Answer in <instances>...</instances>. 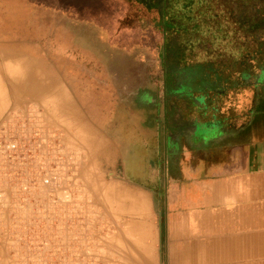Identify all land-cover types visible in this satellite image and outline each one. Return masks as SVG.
<instances>
[{
	"label": "rangeland",
	"instance_id": "obj_1",
	"mask_svg": "<svg viewBox=\"0 0 264 264\" xmlns=\"http://www.w3.org/2000/svg\"><path fill=\"white\" fill-rule=\"evenodd\" d=\"M143 1L0 0V130L12 133V110L17 102L26 103L28 82L38 75L49 78L65 60L68 70L77 60L108 78L120 67L128 82L135 77L159 91L170 84L161 79L173 78L180 99L204 110L213 100L209 96L264 86L257 69L264 67V58L243 53L256 47L250 42L242 49L238 28L224 7L211 2L196 8L190 3L197 0H175L171 9L179 10L189 26L153 28L154 9ZM135 56L141 60L136 68ZM50 133L63 154L56 171L60 189L16 204L9 173L0 170L2 264H165L175 214L168 203L171 189L142 191L114 178L105 146L98 152L97 173L89 149L80 157L76 136L68 137L65 151L59 133Z\"/></svg>",
	"mask_w": 264,
	"mask_h": 264
},
{
	"label": "crops",
	"instance_id": "obj_2",
	"mask_svg": "<svg viewBox=\"0 0 264 264\" xmlns=\"http://www.w3.org/2000/svg\"><path fill=\"white\" fill-rule=\"evenodd\" d=\"M72 62L28 82L12 114L57 131L65 151L76 136L97 173L105 146L114 178L142 191L170 188L165 264H264V86L209 96L204 110L180 99L173 78L159 91L128 82L120 67L108 78Z\"/></svg>",
	"mask_w": 264,
	"mask_h": 264
},
{
	"label": "built area",
	"instance_id": "obj_3",
	"mask_svg": "<svg viewBox=\"0 0 264 264\" xmlns=\"http://www.w3.org/2000/svg\"><path fill=\"white\" fill-rule=\"evenodd\" d=\"M29 122L15 118L10 135L0 130V170L9 173L16 204H29L36 193L61 187L56 171L63 154L52 143L56 136Z\"/></svg>",
	"mask_w": 264,
	"mask_h": 264
},
{
	"label": "trees",
	"instance_id": "obj_4",
	"mask_svg": "<svg viewBox=\"0 0 264 264\" xmlns=\"http://www.w3.org/2000/svg\"><path fill=\"white\" fill-rule=\"evenodd\" d=\"M175 0H144L142 2L145 8L154 9L156 18L152 19L153 28L159 25L167 24V27L172 26L171 23L186 24L189 26V22L185 23L186 18L179 15V10L171 9V4ZM199 0L195 3H190L192 7L199 8L201 4L207 5L209 3L218 4L225 8L227 13V19L234 23L238 28L240 34V42L242 49H246V43H253L256 48L252 52L246 49L244 54H253L256 57L264 58V0ZM190 4H188L190 6ZM198 4V6H195ZM196 9H191V13H195ZM179 12V13H178ZM172 17V18H171ZM199 21V18H195ZM199 23V22H197ZM195 22L194 27H199ZM180 26V29H182ZM128 57V55H127ZM259 73V80L262 77L264 82V67L261 65L257 68Z\"/></svg>",
	"mask_w": 264,
	"mask_h": 264
},
{
	"label": "bare ground",
	"instance_id": "obj_5",
	"mask_svg": "<svg viewBox=\"0 0 264 264\" xmlns=\"http://www.w3.org/2000/svg\"><path fill=\"white\" fill-rule=\"evenodd\" d=\"M17 70V69H16ZM18 71V70H17ZM199 162V161H198ZM111 194H113V193H111ZM117 194V193H116ZM112 196V195H111ZM113 196H114V194H113ZM116 197H118V195H116ZM124 197V196H123ZM114 200V202L116 201L115 199H113ZM128 200V199H127ZM113 201H112V203H114ZM116 203V202H115ZM119 204V203H118ZM144 225V224H143ZM142 225V226H143ZM144 228H145V226H144ZM113 249V248H112Z\"/></svg>",
	"mask_w": 264,
	"mask_h": 264
}]
</instances>
